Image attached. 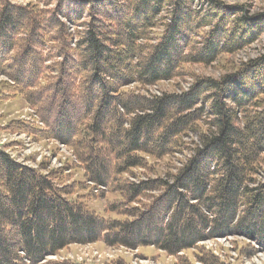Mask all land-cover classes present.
I'll return each instance as SVG.
<instances>
[{
	"label": "trees",
	"instance_id": "obj_1",
	"mask_svg": "<svg viewBox=\"0 0 264 264\" xmlns=\"http://www.w3.org/2000/svg\"><path fill=\"white\" fill-rule=\"evenodd\" d=\"M66 1L77 14L89 6V27L74 48L55 11L45 18L35 6L0 8V74L12 83L0 84L35 111L45 130L33 133L72 150L84 178L63 184L56 172L0 148V264H74L44 261L98 242L175 256L205 240L243 236L264 251V182L250 186L264 163V57L219 79L195 77L181 93L147 97L129 89L233 54L264 30V14L238 16L241 7L207 0L201 15L192 0H173L156 36L168 0ZM52 50L60 61L52 62ZM189 134L200 138L191 149L183 140ZM184 150L189 156L174 173L128 179ZM88 183L134 207L122 220L97 215L76 195ZM204 255L205 264H220Z\"/></svg>",
	"mask_w": 264,
	"mask_h": 264
},
{
	"label": "rangeland",
	"instance_id": "obj_2",
	"mask_svg": "<svg viewBox=\"0 0 264 264\" xmlns=\"http://www.w3.org/2000/svg\"><path fill=\"white\" fill-rule=\"evenodd\" d=\"M172 1L168 0L163 5V10L157 19L158 27L154 30L156 36L161 33L162 26L170 19ZM215 1L225 8L241 7L238 16L246 15L247 18H256L264 14V0ZM190 4L194 9L203 10L201 15L205 13L207 0H192ZM9 6L22 8L35 6L36 9L41 11L42 17L45 18H49L55 11L59 21H62L72 34L69 41L71 48L75 47L78 36L89 27L87 23L89 21L87 8L89 6L87 5H83L81 13L77 14L66 0H0V8ZM66 13L69 14V20L65 19L67 18L65 17ZM152 38H155V36ZM47 48L43 47L45 52H47ZM56 52L58 51H51V56H54L52 62L61 60ZM262 57H264V30L260 31L240 50L222 56L209 65L185 66L182 76L177 79L160 82L152 86L130 85L129 89L147 97L159 96L162 93H181L182 91H188L195 77L219 79L226 73L234 72L243 64ZM3 82L12 84L8 78L0 74V83ZM2 86L0 84V148L19 163L35 169L43 168L45 173L56 172L59 176L58 179L63 184L78 185L84 183L83 170L78 166L72 150L55 140L43 139L37 133H33L32 128L45 130L44 126L39 123L35 111L26 103L21 94L7 93L5 92V85ZM12 122H19L21 123L19 126L24 125L25 128L21 127L20 130L9 129L8 126ZM201 130H205V127L202 126ZM183 140L190 149L200 144L199 134H189ZM188 156L189 152L184 150V152L176 153L170 158L155 162L151 161L150 163L153 166L151 170L135 169L133 170L134 175L128 176V179L131 182H138L147 178H155L156 175L163 177L168 173H174L176 169L182 166ZM263 182L264 163L261 164L254 175L250 186ZM87 187L81 186L82 189L77 190L76 195L82 198V201L91 211L101 217L122 220L124 219L123 213L125 210L134 207L133 204L129 206L123 204L122 199L116 192L95 187L90 183ZM113 205L117 206L116 211L109 212L108 208ZM201 252L205 254L204 257L206 258L208 256L214 257L220 264H264V251H261L254 242L243 236H224L205 240L199 242L196 247L184 250L175 256L168 255L153 247L129 249L91 244L77 246L73 250L61 251L57 257L47 258L46 262L72 260V262H83L85 264H205L198 258Z\"/></svg>",
	"mask_w": 264,
	"mask_h": 264
},
{
	"label": "crops",
	"instance_id": "obj_3",
	"mask_svg": "<svg viewBox=\"0 0 264 264\" xmlns=\"http://www.w3.org/2000/svg\"><path fill=\"white\" fill-rule=\"evenodd\" d=\"M95 245H101V244L97 243V244H95ZM102 245H103V244H102ZM76 247H77L76 245H72V246H70L68 249H70V250L72 249V250H73V249H75Z\"/></svg>",
	"mask_w": 264,
	"mask_h": 264
}]
</instances>
